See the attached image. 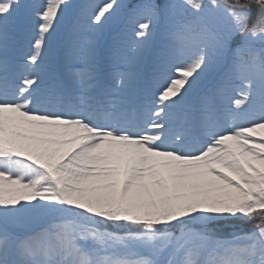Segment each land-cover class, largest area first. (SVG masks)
Segmentation results:
<instances>
[{"label":"snow or ice","instance_id":"6c2138e0","mask_svg":"<svg viewBox=\"0 0 264 264\" xmlns=\"http://www.w3.org/2000/svg\"><path fill=\"white\" fill-rule=\"evenodd\" d=\"M120 8L0 0V264H264V0H145L125 25L137 63L160 29L146 88L119 49L71 39ZM233 221L252 230L216 235Z\"/></svg>","mask_w":264,"mask_h":264},{"label":"rangeland","instance_id":"374dc122","mask_svg":"<svg viewBox=\"0 0 264 264\" xmlns=\"http://www.w3.org/2000/svg\"><path fill=\"white\" fill-rule=\"evenodd\" d=\"M43 0H21L23 4H40ZM102 0H70V3L75 5L77 10L80 6L86 4H99ZM145 0H117V3L121 5V8L117 10V13L112 19L108 21L103 30L99 34H93L88 31L83 36H73L71 39L79 45H85L89 38L95 40L102 51H107L112 48L120 50L122 59L117 62V68L122 72H132L137 79V88H146L148 82L153 73L155 52L161 43L160 29H156V34L152 38V45L145 53L142 61L137 63L133 57V54L128 49V43L133 39L132 28L130 25L126 26L125 21L132 15L137 6L143 4ZM160 3L161 0H155ZM74 10L70 9L65 20L58 26L57 32L52 39V46L49 54V62L51 64V70L53 73L60 74L64 71V45L66 39H68V29L74 19ZM27 25L23 23H17L10 29V38L8 43L7 59L12 61L14 65L21 59L24 53L28 51V43L25 35V27ZM0 56L5 57V53L0 51ZM74 67H80L79 63L74 62ZM216 70L213 69L205 75L203 81L202 93L207 91L214 83V76ZM47 83V81H46ZM201 93V94H202ZM200 94V95H201ZM199 95V96H200ZM199 96L195 98L193 104L197 103ZM252 230V224H242L239 221H233L227 226H223L216 231V235L222 238H229L233 231H250Z\"/></svg>","mask_w":264,"mask_h":264},{"label":"bare ground","instance_id":"6f19581e","mask_svg":"<svg viewBox=\"0 0 264 264\" xmlns=\"http://www.w3.org/2000/svg\"><path fill=\"white\" fill-rule=\"evenodd\" d=\"M4 58H5V57L0 56V59H4ZM9 62H10V65H11V66H14V63H12V61L9 60ZM137 79H139V78H137ZM203 81H204V77H203V79H202V81H201L200 87L196 90V92H194V93L189 97L191 103H193V101L195 100V98H196L197 96H199V95L202 93V90H203V87H204V86L202 87V85H203ZM22 203H24V202L22 201Z\"/></svg>","mask_w":264,"mask_h":264}]
</instances>
